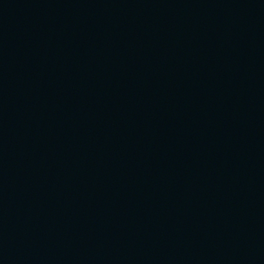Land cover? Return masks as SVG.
Masks as SVG:
<instances>
[{"label":"water","instance_id":"95a60500","mask_svg":"<svg viewBox=\"0 0 264 264\" xmlns=\"http://www.w3.org/2000/svg\"><path fill=\"white\" fill-rule=\"evenodd\" d=\"M0 264H264V0H0Z\"/></svg>","mask_w":264,"mask_h":264}]
</instances>
